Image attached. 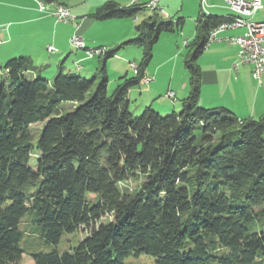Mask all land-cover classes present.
Segmentation results:
<instances>
[{
    "label": "trees",
    "instance_id": "trees-1",
    "mask_svg": "<svg viewBox=\"0 0 264 264\" xmlns=\"http://www.w3.org/2000/svg\"><path fill=\"white\" fill-rule=\"evenodd\" d=\"M142 9V2L111 0L93 17H136ZM226 20L198 16L185 58L190 91L168 115L151 105L136 115L129 92L143 81L160 33L182 28V16H149L137 25L122 45L143 47L138 72L121 77L111 94L105 62L122 45L98 54L104 57L91 79L63 63L50 77V65L37 66L28 55L0 60V264L21 260L28 209L47 242L89 229L71 249L32 252L36 264H125L142 253L153 255V264L264 261V229L248 227L264 205V114L240 118L199 102L198 60L211 30ZM66 101L74 108L64 112ZM40 121L35 141L30 127Z\"/></svg>",
    "mask_w": 264,
    "mask_h": 264
},
{
    "label": "rangeland",
    "instance_id": "rangeland-1",
    "mask_svg": "<svg viewBox=\"0 0 264 264\" xmlns=\"http://www.w3.org/2000/svg\"><path fill=\"white\" fill-rule=\"evenodd\" d=\"M111 0H70V5H79L76 9V12H78L81 16L82 15H91L93 16L96 11L103 6L104 3ZM120 3L123 6H126V3L130 0H114ZM132 1V0H131ZM209 2L211 0H208ZM223 2V0H220ZM225 1V0H224ZM44 2L47 6H49V2L47 0H0V17H2V14L5 13V11L12 10L15 12L19 8H16L17 5H32V6H38L40 7V3ZM226 2V1H225ZM28 3V4H23ZM59 5H65V7H69L67 4L62 3L60 1H56ZM162 4L166 7V11L161 10V8L152 10L149 8L142 9L140 12L136 14V17H113L108 18L103 21H99L96 23L94 27L91 28V30L88 32L89 37L88 39L83 37L84 40H86V45L88 49H81L83 51H80L79 48H77L75 45H72L70 42V39L72 35L68 36L67 41V49L68 51H72V53H75L78 51L82 52L83 55H86V60L88 63H83L88 66V64H98L99 60L98 57L92 59L93 57H90L88 55L87 50H91L93 48H97L102 46L105 49H112L116 48V45L120 44L122 40H129L136 36L137 34V25L140 24L144 19L148 18L150 15L152 16H158L162 20H177L179 16H185L186 21L184 23V26L182 28H177L175 31H162L160 33L158 41L155 43L153 47V57L146 67V70L148 69L149 75H144V77L151 78V81H154L153 85L156 86V89H158L160 92H158V95L156 96L153 101H155L153 108L157 109L159 107H170L169 111H163L161 110V114L168 115L171 114L173 111H180L181 109V99L174 100L175 97L172 95H169V91L173 90H166L168 89V79L169 76L173 75V86L176 91H180L181 87H183V84L186 83L190 87L188 72L185 68V56L188 53L192 47L186 46L188 42L185 44V40H189V42H192L195 33H196V22L192 17H189V15H192L196 12V10L200 7V1L198 0H168V2L163 1ZM159 7V6H158ZM72 11V9H71ZM168 11V12H167ZM10 12V11H9ZM11 12V13H13ZM73 13V12H72ZM73 15L76 17V15L73 13ZM79 15V16H80ZM253 15V14H252ZM251 15L246 16L247 19H250ZM254 19L257 18H264V9L260 10L258 13H254L253 15ZM78 17V16H77ZM4 23L7 25V21H12V25L19 24L20 17L16 18H7ZM78 21V19H77ZM75 23V22H74ZM73 23V24H74ZM31 26V25H30ZM11 26H8L10 28ZM14 26H12L13 28ZM69 26L63 27L62 25L59 26L60 32L62 34L61 37L65 38L66 35L69 32ZM5 29V28H4ZM7 29V28H6ZM243 32V31H242ZM239 34V33H237ZM64 41V40H63ZM3 41L0 40V43ZM216 41H212L213 45ZM124 43V42H123ZM211 43V44H212ZM130 45H125V47H121L118 52L114 55L108 58L107 60V70L109 75V82H108V90L111 94L113 90L117 87V85L121 82V77L127 76L131 77L135 75L137 72L134 71V69L130 66V62H135L137 66L142 61L143 55H144V49L142 46L129 43ZM111 48H108V47ZM124 46V45H123ZM216 46V45H215ZM5 47V45H4ZM3 46L0 47L3 49ZM227 44H222L218 48V53L215 56L213 53H216L217 50H210V48H206L204 50V54L201 57L202 59L200 62L203 65L209 64V62H206L204 58H210V57H217L218 59H221L223 70L220 74V78H222V85L228 84L229 85V92L227 89L222 90V95L217 96H226L228 97V101H231L233 103V107H239L236 108L237 115H241L243 117H246L249 115L250 111H255L254 118H258L262 114H264V79L262 80V83H260L257 79L253 78L251 73L247 70L248 67H242L239 74H231L229 76L230 72L227 71L229 68L233 66V63L235 64L237 60L232 61V56L234 55V52H232V49L227 48ZM220 49V50H219ZM48 50V49H47ZM47 50H44L41 52V56L39 60L40 62H36L35 65L42 66L43 62L50 61L51 65L50 67L46 68V71L44 72L46 75H49L50 77L54 74V71L58 68V57L53 56L51 52H48ZM85 52V53H84ZM97 56V55H96ZM223 59H222V58ZM89 58V59H88ZM4 61V60H2ZM90 62V63H89ZM55 63V64H54ZM70 63L67 62V65ZM73 65V64H72ZM74 69L76 67H73ZM244 68V69H243ZM100 69V68H99ZM88 78H92L94 74H87ZM122 75V76H121ZM101 74H98L97 83L101 81ZM155 79V80H153ZM96 83V85H97ZM144 85V83H142ZM190 89V88H189ZM166 92V93H165ZM165 93V95H164ZM209 92H205V95H208ZM214 94H221V89H214ZM137 94V95H136ZM136 98L131 101L130 109L136 114L139 115L144 107V103L146 102V97L150 99L149 102L152 101V98L149 97L148 93H141L143 94V97H141V94L137 92ZM135 97V96H134ZM180 97V96H179ZM148 102V103H149ZM237 103V104H236ZM150 105V104H149ZM201 105V104H200ZM74 108L73 102L66 101L62 102L60 105V110L67 112ZM161 109V108H160ZM159 111V110H158ZM233 111V110H232ZM234 112V111H233ZM235 113V112H234ZM248 117V116H247ZM45 126V121H40L37 123H33L30 127L32 134L34 135V140L37 141L42 133V130ZM33 158V157H32ZM37 160L35 158L32 159V166L36 168ZM137 182L133 181L130 183V187L134 188L136 187ZM260 212V210H263L259 213V216H257L254 220L250 221L248 223V227L250 231H260L264 229V205L259 206L256 208ZM34 211L33 209H28L25 216L23 217L21 224H20V230L22 232L21 237V246L25 250L21 260L18 262V264H36L33 257L31 256L32 252H50L54 249H58L59 251H65L68 249H71L72 246L78 245L80 240L85 238L87 236V232L89 231L88 228L83 227L80 230L74 231V232H64L61 236L60 241L57 244L47 242L41 237V233L39 232L38 225H36L33 220ZM111 216H107L103 218V221L107 220ZM87 231V232H86ZM155 261V257L151 254L142 253L138 256H128L125 259V264H153ZM264 261H259L257 259L256 262L252 264H262Z\"/></svg>",
    "mask_w": 264,
    "mask_h": 264
},
{
    "label": "crops",
    "instance_id": "crops-1",
    "mask_svg": "<svg viewBox=\"0 0 264 264\" xmlns=\"http://www.w3.org/2000/svg\"><path fill=\"white\" fill-rule=\"evenodd\" d=\"M57 1L65 3L69 7H71L72 12L76 15V21L75 22L78 25L75 23L73 24V23H68V22L57 21L54 16L50 15L47 12L40 10V7H38V6L34 7L32 5H17L15 7L19 8L18 10H16L15 12H13L12 10H9L10 12L5 11V13L2 14V17H0V40L3 41L2 43H0V47H2V46L4 47V45H5V47L3 49L1 48V50H0V60L5 61L6 59L13 57V56L28 55L33 59V61L40 62L39 60H41L40 59L41 52L44 50H47V46L49 44H52L57 48V51L51 52V53L53 54L54 57L57 56L59 58L58 59V61H59L58 66H60L63 63V68H65V70L77 72V73H80L81 75H84L86 77H88L87 74H90V75L91 74H97L99 71V68L101 66L104 54L97 55V56H94L92 58V59H94V58L98 57V60H99L98 64H94V65L88 64V66L87 65L83 66L84 65L83 63H85V64L88 63L86 60H84L85 58H87L86 55H83V53L80 52L83 50H81V49H80V51L77 50V52H75V53H72V51H68L67 41H68V36L72 35L76 32L81 34L84 38L86 37L88 39V37H89L88 32L91 30V28L94 27L97 22L103 21V20L96 19L95 17H93L91 15H87V14L81 16L78 12H76V9L78 8L79 5H70L69 4L70 0H57ZM149 1L150 0H141V2L143 4L147 3ZM163 1L168 2V0H163ZM163 1H161V3L158 5L159 6L158 8H161V10L166 11V7L162 4ZM198 1H200V0H198ZM131 3H132V1L130 0L129 2L126 3V5H129ZM23 4H28V3H23ZM209 4H210V6L208 7V11L210 13L218 14V15H227V14H230L232 12L230 7L228 6V4L224 0H223V2L220 0H211L209 2ZM259 11H257L256 13H258ZM11 12H13V13H11ZM202 12H203V10H202L201 3H200V7L196 10V12L194 14L189 15V17H192L195 20V22L197 23V18ZM253 15H251L249 17L250 18L249 20L255 21V22H263L264 21V18L254 19ZM150 16H152V15H150ZM16 17H18V18L20 17V19H18V20H20L19 24L12 25L11 20L7 21V25L4 23L6 20H8L7 18L13 19ZM182 17H184V19L186 21V17L185 16H182ZM77 19H78V21H77ZM60 25H62L63 27L69 26L68 27L69 32L65 38L61 37L62 34L60 32V29H59ZM8 26H11V27L8 28ZM12 26H14V27L12 28ZM136 29H137V27H136ZM195 29H196V26H195ZM242 31L244 32L245 28H237V29H233V30L224 31L223 33L220 34V38L218 40H214V41H216V42H214L216 44L213 45V43L210 42L206 48L209 47L210 50H212V49L217 50L216 53H213L215 56H217L216 54L218 53V48L222 44H227V46H228L227 48L232 49V52H234V55L231 57L232 61L237 60V62H238L239 61V59H238V46L229 43L226 40V37L229 35L237 34V33L241 34V33H243ZM137 33H138V31H137ZM195 35H196V33H195ZM125 41L126 40H122L120 44L116 45V47L119 45H122L123 42H125ZM85 42H87V41L85 40ZM186 42H188V44L186 46H189L190 45L189 40H185V44H186ZM125 45H130V44L129 43L124 44V46L122 45L121 47H125ZM108 48H111V47H108ZM188 53H189V51H188ZM188 53L186 54V56L188 55ZM203 54H204V52L202 53V55L200 56V58L198 60V63L200 64V66L202 68V85H201V93H200V101H199L200 104L207 106V107L224 106V107H227V108L233 110L236 113L235 109L236 108L238 109L239 107L237 106V107H235V109L232 108L233 103L231 101H228V97L217 96V95L223 94L222 90L227 89V91L229 92V85L227 83L222 85V82H221L222 78H220V74L222 73V71L225 72V70H226V68H225V70H223V67H222L223 63L221 62V59H218L215 56L214 57L212 56L210 58H204L205 61L207 60L206 62H209V64L203 65L200 62ZM186 56H185V58H186ZM107 60L108 59H106V62H105L106 63V69H107ZM67 62H69L70 64L67 65ZM184 63H185V61H184ZM43 64L51 65V62L46 61V62H43ZM234 66H235V64L233 63V66L227 70L230 72L229 76H231V74H236V73L239 74L241 68L245 67V66L248 67L247 70L252 75V64L241 63V64H239L237 69L234 68ZM73 67H76V68L74 69ZM107 72H108V70H107ZM145 75L150 76L148 69L146 70ZM153 80H155V79H153ZM173 80H174V76L170 75L169 79H168V83H169L168 86L169 87L166 90V92L168 90H173L175 92V97L173 99L174 100L176 99L179 101L181 98L183 99L189 94V91H190L189 88L190 87L188 86V84L184 83L183 87L180 88L181 90L176 91L174 88H172ZM142 83H144V85ZM153 83H154V81H151L149 83L142 81L140 85L131 88L130 92H129L130 99L131 100L135 99L137 92H139L140 94L143 92H144V94L148 93L149 97L152 98V101L149 102L150 99H148V97H146V102L144 103V106L149 105V104L151 106H155L154 105L155 101H153V100L155 99L156 96H160L161 94L158 95V92H160V91L158 89H156V86H154ZM215 88L221 89V94H214L213 92H214ZM205 92H209L208 95H205ZM165 93H164V95H165ZM134 94H136V95H134ZM141 97H143V94H141ZM169 108L170 107H159L158 110L169 111ZM254 114H255V111L252 110V111H250L249 115H247V116L248 117H254ZM238 116L240 118H246L247 117V116L243 117L241 115H238Z\"/></svg>",
    "mask_w": 264,
    "mask_h": 264
},
{
    "label": "built area",
    "instance_id": "built-area-1",
    "mask_svg": "<svg viewBox=\"0 0 264 264\" xmlns=\"http://www.w3.org/2000/svg\"><path fill=\"white\" fill-rule=\"evenodd\" d=\"M163 0H151L154 4H160ZM231 11L237 10H262L264 9V1L263 0H225ZM138 3V0H132V3ZM202 10L205 12V9H208L210 6L208 0H200ZM146 7V5H144ZM40 10L49 13L54 16L57 21L74 23L76 21V17L73 15L70 8L65 6H59L56 1L49 2V6H47L44 2L40 3ZM75 24H77L75 22ZM78 25V24H77ZM237 28H245V31L241 34H233L226 37V40L238 46V59L239 61L235 63L234 68H238L239 64H252V76L257 79L260 83L264 78V22H261V27H247V20H243L240 18V24H232V22L224 21L220 25L213 28L209 35V41L212 42L214 40H218L220 38V34L227 30H233ZM72 45L74 43H81V49L88 48L85 40L79 33H74L70 39ZM49 52L57 51V48L49 44L47 46ZM104 48L97 47L93 48V55H89L90 57H94L103 52ZM130 66L134 69L135 72H138V66L135 62H130ZM144 82H151V78L144 77ZM169 95L174 96V91H169Z\"/></svg>",
    "mask_w": 264,
    "mask_h": 264
},
{
    "label": "bare ground",
    "instance_id": "bare-ground-1",
    "mask_svg": "<svg viewBox=\"0 0 264 264\" xmlns=\"http://www.w3.org/2000/svg\"><path fill=\"white\" fill-rule=\"evenodd\" d=\"M150 1L147 3H144V5H146V8H149L152 10L157 9L159 4H154L153 2H150ZM138 3H141V0H138ZM59 6H63V5H59ZM257 11L259 10H253V11L237 10V13H235V11H232L230 14L225 15V18L227 19L226 20L227 22H232V24H240V18H243V20H247V27H261V22L251 21L246 18V16L252 15L256 13ZM205 12L206 13L209 12L208 9H205ZM74 45L77 48L81 49V43H74ZM85 49H88V48H85ZM87 51H88V55H93V49L87 50Z\"/></svg>",
    "mask_w": 264,
    "mask_h": 264
}]
</instances>
